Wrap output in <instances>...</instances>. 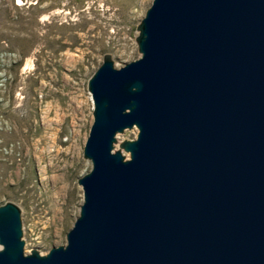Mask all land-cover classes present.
I'll list each match as a JSON object with an SVG mask.
<instances>
[{"label":"water","instance_id":"obj_1","mask_svg":"<svg viewBox=\"0 0 264 264\" xmlns=\"http://www.w3.org/2000/svg\"><path fill=\"white\" fill-rule=\"evenodd\" d=\"M137 31L140 58L88 82L67 242L27 254L8 202L0 264H264V0H153Z\"/></svg>","mask_w":264,"mask_h":264},{"label":"rangeland","instance_id":"obj_2","mask_svg":"<svg viewBox=\"0 0 264 264\" xmlns=\"http://www.w3.org/2000/svg\"><path fill=\"white\" fill-rule=\"evenodd\" d=\"M152 2L0 0V205L21 209L27 254L67 242L84 201L78 179L92 169L89 79L106 54L117 68L140 58Z\"/></svg>","mask_w":264,"mask_h":264}]
</instances>
